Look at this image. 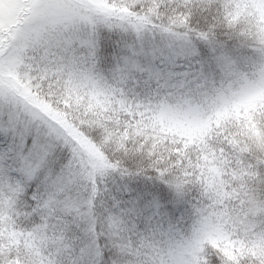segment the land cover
I'll return each instance as SVG.
<instances>
[{
	"label": "snow or ice",
	"instance_id": "obj_1",
	"mask_svg": "<svg viewBox=\"0 0 264 264\" xmlns=\"http://www.w3.org/2000/svg\"><path fill=\"white\" fill-rule=\"evenodd\" d=\"M0 264H264V0H0Z\"/></svg>",
	"mask_w": 264,
	"mask_h": 264
}]
</instances>
